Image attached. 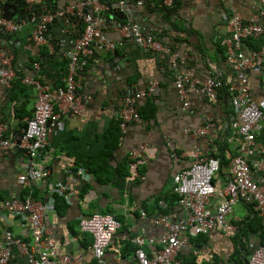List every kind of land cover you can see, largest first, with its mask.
I'll list each match as a JSON object with an SVG mask.
<instances>
[{
    "label": "crops",
    "instance_id": "0c3cea01",
    "mask_svg": "<svg viewBox=\"0 0 264 264\" xmlns=\"http://www.w3.org/2000/svg\"><path fill=\"white\" fill-rule=\"evenodd\" d=\"M78 1L48 0V3H58L59 9H69L75 7ZM156 1L158 5L150 0H139L138 4L132 5L135 15L125 23L137 22L146 33L157 35L171 45L178 66L175 70L166 67L157 53L145 50L123 35L120 19L111 18L104 32L116 41V50L95 45L93 53L83 59L79 93L89 97L84 112L75 115L62 113L58 124L49 133L48 146L35 158L48 175L42 179L29 177L21 183L19 176L25 172L23 168L29 162V156L22 150L8 154L0 150V241L4 239L5 227L13 232L15 238L32 239L31 225L20 214H13L8 201L28 196L45 199L59 183H67V192L62 195L68 206L60 212H49L47 225L62 251L72 257H80L81 264H96L89 249L92 235L83 232L79 225L83 216L95 212L112 213L121 221L122 226L106 253L113 264H135L136 245L133 238L142 234L143 230L146 240L159 237L164 232V228L153 221L160 211L171 214L173 219L184 216L178 199L172 200L175 194L172 191L174 174L190 165V153L194 146L206 153L209 147L217 150L219 142H228L231 132L229 123L235 109L227 85L236 81V77L224 43L234 33L228 19L231 15H238L244 24H249L258 17L257 22L263 29L264 19L259 16L260 5L254 0H174L176 3L168 9L162 8L161 0ZM47 7L43 9L47 11ZM106 13L110 16V10ZM22 22V28L11 33L10 38L0 31V51L11 46L14 68L21 77L37 75L55 88L61 86L68 61L64 52L72 47L75 38L73 29L64 19H56L49 24L46 44L38 48L31 40L37 19ZM251 36L258 40L260 49H251L244 41L248 36L243 39L242 50L246 53L259 51L264 57V30ZM181 73L201 79L222 80L224 86L218 87V96L214 99L193 95L191 110L185 111L175 88L176 76ZM249 75L253 97L264 108V87L261 83L264 68L250 70ZM151 79L159 81L155 92L138 104L139 120L130 122L126 131H122L120 110L125 96L144 90ZM17 87L20 88L18 100L0 84V123L7 124V138L18 137L26 118L33 111L37 93L34 86L22 81ZM19 108L23 113L26 108L27 114L21 116ZM59 112L56 106L55 113ZM211 122L215 126L206 135L195 138L190 132ZM115 127H120L119 145L106 158L113 172L96 177L88 164L95 157L104 159L109 150L111 131ZM258 138L264 144V130ZM142 143H147L149 147L137 161L136 171H133L130 152ZM228 143L230 147L226 148V155L237 154L234 145ZM228 179L229 165L220 169L216 182L224 187ZM55 193L58 192L55 190ZM158 200H164L167 207L163 209ZM248 205L239 200L233 206L232 218L236 224L251 219L253 212L247 208ZM142 210L147 212L146 217L141 216ZM260 217L262 226L257 227L256 223L253 225L256 228L248 230L244 236L246 256L243 255L244 250L237 253L238 246L232 235L214 230L211 234H204L207 241L199 245L196 235L188 233V242L179 254L180 259L183 264H248L249 252L264 244V218ZM145 249L149 251L147 245ZM13 252L12 264H28L26 254L20 251L18 245L13 247Z\"/></svg>",
    "mask_w": 264,
    "mask_h": 264
},
{
    "label": "built area",
    "instance_id": "2783aa9c",
    "mask_svg": "<svg viewBox=\"0 0 264 264\" xmlns=\"http://www.w3.org/2000/svg\"><path fill=\"white\" fill-rule=\"evenodd\" d=\"M124 0H121L123 2ZM259 3V16L264 19V0H254ZM171 6L174 0H163ZM107 3V2H106ZM107 4L101 0H79L75 7L69 9H47L46 13L38 18L37 25L31 36L34 44L41 48L47 42L49 24L62 18L73 29L74 40L72 47L64 54L67 56V70L64 84L53 87L41 76H27L22 82L36 88V98L32 115L26 118L25 127H21L19 137L5 136L6 123H0V150L8 154L14 150H22L29 156V162L24 165L25 172L19 176V181L25 183L30 177L42 179L48 171L35 162V158L48 146V137L51 129L56 126L62 113L68 115L81 114L89 97L82 96L79 89L82 87L80 72L83 59L93 53L95 45L107 50H116V41L105 34V29L111 22L106 13ZM234 27V33L226 38L224 43L228 47L229 59L232 60V69L236 81L227 85L230 101L235 114L229 123L231 130L228 142L234 145L237 154L229 164V179L224 187L216 182V176L221 168L220 158L210 156L202 148L194 146L190 153L191 163L182 171L176 172L172 179V191L178 196L179 206L184 210V216L173 219L172 215L160 211L153 217L154 223L161 225L164 232L156 238L145 239L144 232L133 238L136 245L135 264H183L179 257L181 250L188 242V233L211 234L222 231L228 235H235L237 224L233 221V206L243 200L253 204L264 218V144L259 140V133L264 130V108L253 97L250 85V70L260 71L264 68L262 52L246 53L242 50L243 39L251 35H259L263 27L257 22L258 17L249 24H244L241 17L231 15L228 19ZM23 22L7 20L0 15V31L11 34L22 28ZM123 35L145 50L158 54L168 68L173 70L178 62L173 57L171 45L162 39L148 34L137 22L120 23ZM11 46L0 51V84L10 88L16 78L14 68V53ZM176 55V54H175ZM38 66V63H35ZM264 87V76L261 80ZM159 84L158 79H151L144 90L128 93L120 110V129L126 131L130 122L140 118L138 104L141 100L151 96ZM224 86L223 81L217 79H201L185 74H177L175 88L182 103L183 110H191L193 95H202L208 98L218 96V87ZM59 107L60 112L55 113ZM215 124L213 122L191 129L196 137L209 133ZM147 143L130 152L131 168L136 171L137 161L148 150ZM255 158V160H250ZM87 177V175L85 176ZM55 190L63 194L67 192V183H59L51 195L45 199H36L28 196L25 199L8 201L13 214H20L31 225L32 239L26 241L15 238L13 232L5 227L4 239L0 241V264H12L14 258L13 247L18 245L20 251L26 254L28 264H81L80 257H72L64 253L51 236L47 225V215L55 210ZM159 205L165 209L164 200ZM2 204L0 202V213ZM135 217L134 214H131ZM142 217L147 212L142 210ZM80 228L83 232L92 235L90 251L96 264H113L106 256L116 232L121 228V221L112 213L95 212L80 218ZM148 246L149 251L145 249ZM248 264H264V244L249 252Z\"/></svg>",
    "mask_w": 264,
    "mask_h": 264
},
{
    "label": "trees",
    "instance_id": "16d2710c",
    "mask_svg": "<svg viewBox=\"0 0 264 264\" xmlns=\"http://www.w3.org/2000/svg\"><path fill=\"white\" fill-rule=\"evenodd\" d=\"M101 1L104 4H106V2H107L106 0H101ZM150 2H154L155 5H158L156 0H150ZM159 2H161V5L163 6L162 7L163 9H168V6L165 5L164 2H162V0L159 1ZM54 5H55V3L54 4L47 3L44 6H48L47 9L51 10L54 7ZM4 36L6 38H10L11 37L10 34H4ZM244 41H246V43L249 44L251 49H255V50L260 49V44H259L258 40L253 38V36H249ZM254 43H256V44H254ZM164 64L167 67L165 62H164ZM21 76L22 75H19L17 73V76L13 80L11 87L8 88L10 93H11V96L13 98H17V100H18V95H19V91H20V88L17 87V86H18V83L20 81H22L23 77H21ZM22 105H23V103H22ZM18 110H19L18 112H19V114L21 116L27 114V112H28V110L26 108L24 110L25 111L24 113L22 112V109L19 108ZM31 115H32V112L28 115V117H30ZM119 128L120 127H115V128H113V131H111L112 138H111V141L108 143L109 150H107V152L105 153L104 159H101V157L100 158L99 157H95L94 160H91V162H90L91 164H88V168L95 173L96 177H100V176L106 174V172H110V173L113 172V169H112L111 165L109 164V162H108V160L106 158L109 157L108 154H110L119 145V139H120V136H121V132H120ZM228 146L230 147V144L226 140H224L223 142H221V143L219 142L218 143V147H217L218 149L217 150H214L213 148L211 149L209 147L208 154L210 156L213 155L215 157L220 158V161H221V168L220 169H222L224 166L227 167L229 165L232 157L235 156V153L234 154L232 153V156H230V157H228L226 155V148H229ZM99 159L102 160L103 162L98 161ZM119 169H121V168H119ZM120 176H122L121 172H120ZM54 197H55V201H54V203H55V211H59L60 212V210H64L65 208H67L68 204H66V200H65V198H64V196L62 194L55 193ZM177 199H178L177 195L174 194L172 196V200L175 201ZM157 202H159V200ZM252 205L250 204L247 207V208H249V210H251L253 212L251 219L246 221V222L242 221L240 223H237V232H236L235 235H232L235 243L239 247V248L237 247V250H238L237 253L239 254L241 251L243 252V250H244V253H243L244 256H246V253H247V251L245 249V244L246 243L244 242V236H246V234L248 233V230L256 228V226H253L256 223H257V227L262 226V221H261V217H260L259 211L255 207H253ZM263 235H264V233H263ZM200 239H201V241H199ZM195 240L197 241V244L199 245V244H202V242L203 243L206 242L207 241V237L203 233H199V234L196 235ZM237 261H239V259H237Z\"/></svg>",
    "mask_w": 264,
    "mask_h": 264
},
{
    "label": "water",
    "instance_id": "95a60500",
    "mask_svg": "<svg viewBox=\"0 0 264 264\" xmlns=\"http://www.w3.org/2000/svg\"><path fill=\"white\" fill-rule=\"evenodd\" d=\"M1 15L7 20L17 21H33L40 18L46 13L43 9L44 5L48 3V0H9L3 2L0 0ZM41 3H44L43 5ZM139 3V0H112L107 1V6L110 10V17L115 20H121L124 23L127 19L132 18L135 15V11L132 5ZM60 6L55 3L54 10H57ZM25 127V125L23 126ZM19 137V135H18ZM77 171V169H75Z\"/></svg>",
    "mask_w": 264,
    "mask_h": 264
},
{
    "label": "clouds",
    "instance_id": "9594fccd",
    "mask_svg": "<svg viewBox=\"0 0 264 264\" xmlns=\"http://www.w3.org/2000/svg\"><path fill=\"white\" fill-rule=\"evenodd\" d=\"M16 74H17V71H16ZM17 76V75H16ZM24 78V77H23ZM33 112V111H32ZM130 164H131V162H130Z\"/></svg>",
    "mask_w": 264,
    "mask_h": 264
}]
</instances>
